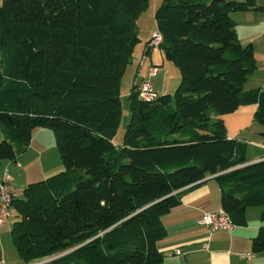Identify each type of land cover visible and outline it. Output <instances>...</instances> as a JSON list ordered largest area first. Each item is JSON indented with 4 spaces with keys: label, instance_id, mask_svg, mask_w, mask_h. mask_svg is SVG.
Listing matches in <instances>:
<instances>
[{
    "label": "trees",
    "instance_id": "trees-1",
    "mask_svg": "<svg viewBox=\"0 0 264 264\" xmlns=\"http://www.w3.org/2000/svg\"><path fill=\"white\" fill-rule=\"evenodd\" d=\"M146 0H0V162H14L33 130L49 129L62 169L11 201V241L23 264H161L160 218L182 191L212 176L235 227L245 209L264 219V159L225 136L221 117L254 107L264 129V91H244L256 69L232 12H264L254 0H162L157 45L178 69L171 98L126 97L120 145L119 83L139 39ZM264 252V226L251 239Z\"/></svg>",
    "mask_w": 264,
    "mask_h": 264
},
{
    "label": "crops",
    "instance_id": "crops-1",
    "mask_svg": "<svg viewBox=\"0 0 264 264\" xmlns=\"http://www.w3.org/2000/svg\"><path fill=\"white\" fill-rule=\"evenodd\" d=\"M254 2L255 5L264 7V0ZM229 16L235 22L239 43L251 44L253 49L256 69L247 80L252 79L251 88L264 91V12H232ZM238 22H242V27L245 28L240 35L237 31ZM154 30L156 31V28ZM138 39L139 42L120 79L119 87L121 84L123 87L121 94L119 93V103L120 99L126 101L131 87L138 86L142 81L149 82L157 94H166L170 66L162 63V59L166 60L159 49L161 54L155 56L153 48L146 49L148 31ZM158 63L161 65H157ZM152 66L157 67V72L155 76L148 77V69ZM160 66H163L165 72H162ZM171 73L173 74L172 70ZM243 89L245 90L244 86ZM253 110L252 105L240 106L233 113L221 117L225 136L244 144L245 158L249 163L264 159V129L252 120ZM253 123L261 129L253 126ZM252 129L254 136L249 133ZM43 130L44 128L33 130L27 149L19 154L14 162H0V174L5 171L9 177L12 201L20 195V191L28 182V173L35 167L38 168L39 178L52 173V168L45 166L54 159L55 144ZM41 180L43 179L38 181ZM179 201L178 206L160 218L164 235L156 242V249L163 255L161 264H264V252L253 253L250 246L251 239L257 234L259 227L264 226V219L260 218V207L245 209L244 226L232 230H216L208 235L206 227L197 225L196 221L204 214H213L220 210L218 186L212 176L205 178L195 187L182 191ZM13 218L14 209L11 205L9 216L0 225V264H23L11 241ZM204 242L206 249H202ZM174 249L180 250V257L173 255ZM245 255L249 257L242 258Z\"/></svg>",
    "mask_w": 264,
    "mask_h": 264
},
{
    "label": "rangeland",
    "instance_id": "rangeland-1",
    "mask_svg": "<svg viewBox=\"0 0 264 264\" xmlns=\"http://www.w3.org/2000/svg\"><path fill=\"white\" fill-rule=\"evenodd\" d=\"M161 1L162 0H146V4L144 5V7L142 8V10L140 11V13L137 15V18H136V32H137V35L144 36L145 32L148 31L149 32V37H150L151 34L155 32V30H154L155 29V21L153 19V15H154V12L157 9V7L160 5ZM151 27H152L153 30H151ZM244 30H245V28L242 27V22H238L237 23L238 34L240 35ZM243 45H245V44H243ZM152 48H153L152 51L154 52V56H155V54L159 55L160 51L158 50V48L156 46H154ZM142 56H144V55H142ZM142 56H141V58H142ZM162 63L168 64L170 66V70H168V74H167L168 81H167L166 94L169 95V97L171 98L170 107H173L172 99H173L174 91H175V89H176V87L178 86V83H179V73H178V69H176L172 65V63H168L167 61H164L163 59H162ZM157 65H161V64L158 63ZM160 69L162 70V72H165V70L163 69V66H160ZM171 70H172L173 74L171 73ZM158 72H159V69H158ZM248 80H246V82L244 84V88H245L244 91L249 90V89H253V88H251V87H253L252 86L253 84H252V81H251L252 79H248ZM122 87H123V84H121V87H119V93L120 94L122 92ZM120 102H121L120 106H119L120 117H119V121H118L117 128L115 130V133H114V135L111 138V142L115 146L120 145L121 140H122V135H123L124 130H125V126H126V124L128 122V119H129V115H128V112H127V106H126L125 99H120ZM253 126L258 127V128L261 129V127H259V125H257L256 123H253ZM252 130H250L249 133L252 134V136H254L255 132H254V130L253 131ZM42 132H46V134H48V137L54 143L53 133L49 129H45L44 128V130ZM258 137H259V134H258ZM45 167H48V169L52 168V173L47 174V176H44L43 178H39L38 177L39 174L37 173L38 168L35 167L34 170H31L28 173V182H27V184H25V186L22 189H24L28 184L35 183L39 179H45L46 177L61 171L62 165H61V161H60V159L58 157V153H57L56 148L54 149V159H53V161L50 162ZM21 191H20V195L18 197L17 196L15 197V200H20L21 199V197H22V192Z\"/></svg>",
    "mask_w": 264,
    "mask_h": 264
},
{
    "label": "built area",
    "instance_id": "built-area-1",
    "mask_svg": "<svg viewBox=\"0 0 264 264\" xmlns=\"http://www.w3.org/2000/svg\"><path fill=\"white\" fill-rule=\"evenodd\" d=\"M159 42H160V35L158 34L157 31H155L149 37L145 47L148 50L149 48L157 46ZM156 72H157V68L155 66L150 67L148 69V77L155 76ZM136 92L138 98L143 101L152 102L157 99V93L153 90L151 84L147 81L140 82L137 86ZM11 201H12V196H11V186L9 184V177L6 174V172L3 171L0 174V225L9 216ZM196 223L197 225L205 226L208 235H210L212 232L216 230H222V229L232 230L233 228H235V226L229 222L227 216L220 210L213 214H204L196 221ZM202 249H206V242L202 244ZM172 253L176 257L181 256V252L179 249H174ZM248 257H249L248 255L242 256V258L244 259H247Z\"/></svg>",
    "mask_w": 264,
    "mask_h": 264
}]
</instances>
